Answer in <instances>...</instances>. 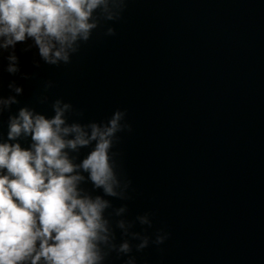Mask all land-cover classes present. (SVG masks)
Returning a JSON list of instances; mask_svg holds the SVG:
<instances>
[{
    "label": "water",
    "instance_id": "95a60500",
    "mask_svg": "<svg viewBox=\"0 0 264 264\" xmlns=\"http://www.w3.org/2000/svg\"><path fill=\"white\" fill-rule=\"evenodd\" d=\"M88 22L66 61L0 47V143L32 144L7 137L21 109L85 138L121 111L112 194L78 167L95 140L63 150L104 203L96 264H264V0H107Z\"/></svg>",
    "mask_w": 264,
    "mask_h": 264
},
{
    "label": "clouds",
    "instance_id": "9594fccd",
    "mask_svg": "<svg viewBox=\"0 0 264 264\" xmlns=\"http://www.w3.org/2000/svg\"><path fill=\"white\" fill-rule=\"evenodd\" d=\"M106 4L107 0H0L4 41L0 47L30 37L46 62L66 61L65 48L78 35L87 38L95 27L88 22L91 13ZM7 71L15 69L9 66ZM63 110L54 107L55 114L46 119L21 109L10 121L7 137L12 140L23 133L30 135L32 144L22 149L16 143H0V264H96L99 259L95 241L104 230L100 215L104 203L79 195L81 177L72 174L77 166L63 150L95 140L78 167L95 186L112 194L109 138L123 113L113 112L103 129L93 124L85 138L77 125L62 127ZM69 132L74 138L66 140ZM162 242L157 237L156 243ZM146 243L141 242L138 249ZM120 250L127 252L128 244H121Z\"/></svg>",
    "mask_w": 264,
    "mask_h": 264
}]
</instances>
